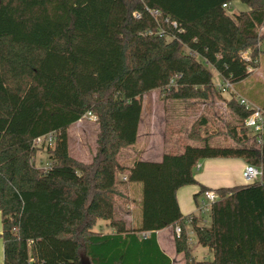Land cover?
<instances>
[{"label":"trees","instance_id":"obj_1","mask_svg":"<svg viewBox=\"0 0 264 264\" xmlns=\"http://www.w3.org/2000/svg\"><path fill=\"white\" fill-rule=\"evenodd\" d=\"M233 1L0 0L2 264H172L157 237L171 225L182 229L175 247L186 264H264V144L248 129L234 127L235 143L218 145L196 123L189 137L199 146L184 144L158 162L121 160L137 141L144 94L225 97L207 64L234 84L259 66L264 0H240L249 10L230 14ZM248 49L250 61L242 57ZM228 101L244 126L249 111L235 92ZM88 112L97 117L98 146L84 163L70 154L68 128ZM52 133L51 145L36 144ZM43 148L45 170L35 165ZM219 157L242 158L263 176L214 189L211 227L198 226L176 193L186 185H199L198 195L211 190L194 170ZM130 184L141 193L132 227L116 214L121 188ZM99 220L113 232L95 231ZM188 220L212 260L193 257Z\"/></svg>","mask_w":264,"mask_h":264},{"label":"rangeland","instance_id":"obj_2","mask_svg":"<svg viewBox=\"0 0 264 264\" xmlns=\"http://www.w3.org/2000/svg\"><path fill=\"white\" fill-rule=\"evenodd\" d=\"M248 10L249 6L240 0L233 1L228 8L230 14ZM262 49L264 50V44L262 45ZM206 66L212 72L214 84L219 85L222 82L220 74L212 65L207 64ZM234 85L237 93L244 96L248 101L258 106H264V53H261L258 69L252 70L250 75ZM224 96L226 98L220 96L218 93H213L208 99L191 98L187 100L161 101L157 98V93L152 92L144 98V101L146 111L148 112H151V109L154 106L157 107L159 113V125L162 124V118L165 119V123H171L169 124L170 129L176 133L174 137H179L178 140L181 139L180 141H186L188 134L195 131V127H197L196 123H198V126H204L203 132L208 136L207 138L211 143L218 145H231L235 143L232 135L234 127L237 129L238 133L241 134L245 133V130L242 122L237 118L232 108L229 107V93H224ZM203 120L206 121L204 124L202 123ZM148 121L149 120L146 118L143 130L142 126L140 127V136L142 132L143 137L140 139V142L139 137L137 143L134 144V146H136L139 142L137 146L138 149H141L146 142L144 134L147 131ZM96 123L97 120L93 121L89 118H83L78 123L71 125L68 128L69 149L72 157L83 162H92L98 146L97 136L99 130ZM168 137L169 135L166 136V144H168L169 141L167 140ZM188 144L196 146L201 145L197 140L190 141ZM129 147L122 149L121 160L126 164L131 165L133 161L129 158V151L127 150ZM35 165L41 170H45L48 167L49 155L46 148L37 152ZM121 191L123 192V195L128 193L124 188H121ZM204 199L205 196L203 195L201 196L200 201L202 202ZM136 207L137 203L133 202V199H127L125 196H122L117 200L116 204L117 218L123 219L127 226L132 227L139 218ZM198 213L199 215L204 216V219L207 221V223H203L204 226L210 228L212 224L211 212L209 211L208 213L203 214L199 210ZM108 223L109 222L107 221L99 220L94 227V230L102 232L113 231ZM188 230H191L190 225H188ZM162 235L164 234H161V236ZM191 237V245L195 259L212 260L214 258L213 251L197 243L196 234ZM170 254L172 258H175V252L171 251ZM3 259L4 250L1 249V264L3 263ZM175 264H178L177 260H175Z\"/></svg>","mask_w":264,"mask_h":264},{"label":"crops","instance_id":"obj_3","mask_svg":"<svg viewBox=\"0 0 264 264\" xmlns=\"http://www.w3.org/2000/svg\"><path fill=\"white\" fill-rule=\"evenodd\" d=\"M230 6V5H229ZM261 33H264V26L261 27L260 29ZM264 44L261 43V48L262 45ZM261 57V55H260ZM260 63V59H259ZM259 67V66H258ZM258 67L256 69H258ZM254 69V70H256ZM157 93V98L160 99V90L159 89H154L143 96V109H142V117H141V122L139 125V133L137 140L143 137L142 132L140 136V127L142 126V130L145 127V120L146 118L149 120L148 121V126H147V131L144 134L146 142L141 147V149H138V144L134 147H129L127 149L129 151V158L130 160H134V158L139 157L141 160H146V161H161L163 158V155L167 151H176V152H181L182 151V146L184 144H188V142L193 141L188 134V138L186 141H180L181 139L178 140V136L174 137L176 134L170 129V122L165 123V119L162 118V124L159 125V113L158 109L156 106H154L151 109V112L146 111L145 107V101L144 98L150 94V93ZM163 101V100H161ZM150 113V115H149ZM149 115V116H148ZM83 119V118H82ZM81 119V120H82ZM80 121V120H79ZM78 121V122H79ZM168 121V120H167ZM76 122V123H78ZM74 123V124H76ZM72 124V125H74ZM96 126L99 130V124L96 123ZM168 127V129H167ZM169 130V131H168ZM168 144H166V136H168ZM176 140V141H175ZM137 143V141H136ZM135 143V144H136ZM128 148V147H127ZM70 151V149H69ZM97 152V150H96ZM96 154V153H95ZM76 159V158H75ZM92 159V158H91ZM79 160V159H77ZM80 161V160H79ZM83 162V161H81ZM84 163H90V162H84ZM199 167L196 166L194 170L195 178L199 181V183L209 187L211 190L218 189L221 187H231V186H236V185H241L244 184L243 180V171L245 169V166L247 165V162L242 159V158H206L202 159L198 162L197 164ZM198 168V169H197ZM128 193H125V197L127 199H133V202L137 203V212L139 214V201H140V186L136 184H130L126 188ZM200 192V187L199 185H186L177 190V200L179 203V207L181 212L184 215H194L196 218V225L198 226H204V222L207 223L206 219H204V216L199 215V205L201 203L200 198L204 194H199ZM138 218V217H137ZM108 222V221H107ZM109 224V223H108ZM188 225L191 226V230H188ZM186 228L188 230V233L190 235V245L192 242V237L195 236V231L194 227L191 223L190 220L187 221L186 223ZM174 226H168L160 231L157 232V237H158V242L163 249V251L171 257L170 252H175V258H172L173 263L175 264V260H177L178 264H186V259L183 253H178L176 251L175 247V236H174ZM3 231V224L0 219V235ZM110 232H104V233H111ZM161 234H164L161 236ZM173 236V238H172ZM173 239V240H172ZM2 240V243H1ZM197 240V238H196ZM197 243L198 240L196 241ZM200 244V243H199ZM1 249L4 250V242L3 239L0 237V254H1ZM191 253L194 256L193 250H192V245H191ZM4 261V259H3ZM1 264V260H0Z\"/></svg>","mask_w":264,"mask_h":264},{"label":"built area","instance_id":"obj_4","mask_svg":"<svg viewBox=\"0 0 264 264\" xmlns=\"http://www.w3.org/2000/svg\"><path fill=\"white\" fill-rule=\"evenodd\" d=\"M227 6V4H224ZM157 14V12H155ZM243 59L250 61L251 50L248 49L242 53ZM218 90L222 93L235 92L237 100L239 103L249 111V115L244 121V127L250 131L251 134L255 136L256 141L259 144H264V108L258 106L254 103L248 101L244 96L237 93L234 83L229 78H222V82L219 85H216ZM83 118H89L90 120L96 121L97 117L91 112L86 113ZM54 134H49L46 137H40L36 140L37 145H51L54 140ZM49 166V165H48ZM197 167H199L197 165ZM48 168V167H47ZM46 168V169H47ZM263 171L262 167L254 165L252 163H247L243 171V180L244 183H252L262 179ZM205 199L200 203L199 210L201 213L206 214L209 211L211 212L212 206L215 201L218 199V193L215 190H207L204 192ZM181 227L176 226L174 228V233L179 235L181 233Z\"/></svg>","mask_w":264,"mask_h":264}]
</instances>
